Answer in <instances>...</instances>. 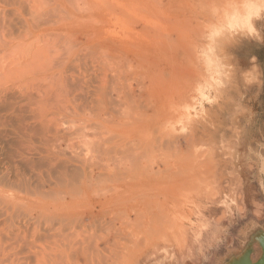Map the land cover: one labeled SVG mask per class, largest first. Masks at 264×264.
<instances>
[{
  "label": "rangeland",
  "instance_id": "rangeland-1",
  "mask_svg": "<svg viewBox=\"0 0 264 264\" xmlns=\"http://www.w3.org/2000/svg\"><path fill=\"white\" fill-rule=\"evenodd\" d=\"M231 1L0 0V264L259 262L264 13Z\"/></svg>",
  "mask_w": 264,
  "mask_h": 264
},
{
  "label": "bare ground",
  "instance_id": "bare-ground-1",
  "mask_svg": "<svg viewBox=\"0 0 264 264\" xmlns=\"http://www.w3.org/2000/svg\"><path fill=\"white\" fill-rule=\"evenodd\" d=\"M231 5H232V7L230 6V8H229V11L230 10H232V12H230V13H228V11L226 12L227 13V17H228V20L230 21V22H235L237 19H239L242 15H243V13L244 14H246V19H248V17H249V15H250V13L252 14V13H254V14H259V13H261V12H263L264 13V0H232L231 1ZM85 238V237H84ZM86 238H88V237H86ZM91 238V237H90ZM260 238H262L261 236H260ZM139 241V240H138ZM91 242V241H90ZM86 243V242H85ZM87 243H88V241H87ZM86 243V244H87ZM79 244V243H78ZM80 244H84V242L82 241V243H80ZM137 244V243H136ZM88 245V244H87ZM133 245V244H132ZM87 247H90V243H89V245L87 246ZM86 247V248H87ZM91 249H93V251H94V248H92L91 247ZM74 250V249H73ZM78 251H80V250H78ZM124 251V250H123ZM262 251V250H261ZM263 252V251H262ZM262 252H261V257L263 256L262 255ZM124 253V252H123ZM89 254H90V252H89ZM116 254H118V253H116ZM121 254V253H120ZM82 255V254H81ZM88 255V254H87ZM125 255V254H124ZM83 256V255H82ZM99 257V256H98ZM101 257V256H100ZM95 257H93V261L96 259H94ZM103 258V257H102ZM110 258H112V256H110ZM98 259H100V258H98ZM104 260V259H103ZM111 260V259H110ZM90 261H92V259L90 260ZM101 262H103L104 264H105V260L104 261H102V259H101ZM106 262H107V260H106ZM96 263V262H95ZM94 263V264H95ZM112 263H114V262H112ZM111 263V264H112ZM97 264H98V262H97ZM108 264V263H107Z\"/></svg>",
  "mask_w": 264,
  "mask_h": 264
},
{
  "label": "water",
  "instance_id": "water-1",
  "mask_svg": "<svg viewBox=\"0 0 264 264\" xmlns=\"http://www.w3.org/2000/svg\"><path fill=\"white\" fill-rule=\"evenodd\" d=\"M262 257L260 258V260H259V262L257 263V264H264V245H263V247H262Z\"/></svg>",
  "mask_w": 264,
  "mask_h": 264
}]
</instances>
